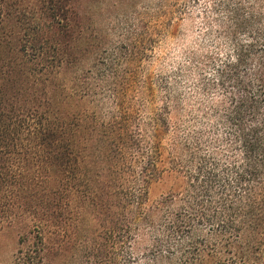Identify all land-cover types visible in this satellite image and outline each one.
Listing matches in <instances>:
<instances>
[{"label":"trees","instance_id":"16d2710c","mask_svg":"<svg viewBox=\"0 0 264 264\" xmlns=\"http://www.w3.org/2000/svg\"><path fill=\"white\" fill-rule=\"evenodd\" d=\"M86 2L0 0L12 264H264V0Z\"/></svg>","mask_w":264,"mask_h":264},{"label":"rangeland","instance_id":"374dc122","mask_svg":"<svg viewBox=\"0 0 264 264\" xmlns=\"http://www.w3.org/2000/svg\"><path fill=\"white\" fill-rule=\"evenodd\" d=\"M94 9L99 21L114 27L125 26L135 19H151V15L158 12L160 0H86ZM102 8V11H101ZM100 13V14H99ZM189 25V23H186ZM197 24L192 25L181 41L172 40L165 43L168 64L180 60L183 45H190L196 37ZM162 49V48H161ZM19 230L15 226H6L0 231V264H12L14 253L18 246Z\"/></svg>","mask_w":264,"mask_h":264}]
</instances>
